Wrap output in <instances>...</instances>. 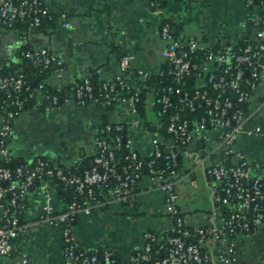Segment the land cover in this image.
I'll return each mask as SVG.
<instances>
[{"label":"built area","instance_id":"obj_1","mask_svg":"<svg viewBox=\"0 0 264 264\" xmlns=\"http://www.w3.org/2000/svg\"><path fill=\"white\" fill-rule=\"evenodd\" d=\"M245 2L256 10L257 15L252 20L256 33L254 39L235 47L210 46L196 37L177 36L169 23L160 26L159 34L166 41L167 66L161 75L166 73L173 83L153 95V105L156 102L161 105L159 114L164 117L163 124L170 137L164 138L154 131L152 153L148 157L140 155L127 142L130 154L122 169L118 167L115 151L122 142L119 135L112 141L96 137L99 155L95 163L100 167L95 165L83 173L67 172L43 157H38L33 164L16 162L9 142L19 113L30 108L57 109L67 97L74 98L81 106L99 102V99L89 76L53 93L44 79L31 86L21 70L0 73L1 256H13L14 241L23 227V201L40 182L45 203L39 220L61 229L63 264H234L231 254L236 237L264 229V179L252 175L253 165L237 147L242 134L264 133L260 126L247 128L249 119L264 109V96L256 106H251L264 80V0ZM150 5L153 7L154 3ZM154 11L161 14L163 9ZM45 18H53L46 0H0V27L12 29L16 23L28 22L22 44L32 47L26 49L24 55L42 76L53 70H66L58 54L31 43ZM132 58L122 56L119 73L105 79L106 94L102 102L112 104L129 98L133 111L137 112L141 87L131 76L137 74L145 78L150 73L134 69L130 64ZM32 100L33 106H28L27 102ZM212 130L220 132V137L211 153L218 152L221 156L206 168L214 181L213 206L209 222L193 227L187 224L178 204L177 187L187 178L180 172V158L192 142L207 141ZM206 160L207 157H201L200 165L204 166ZM144 176L153 180L155 188L164 194L171 221L166 232L145 230L143 247L125 262H120L112 249L80 246L72 222L79 215H91L96 208L110 202L126 200ZM54 179L73 187L83 199L68 203L63 211L55 213L50 190ZM98 194L104 197L98 198ZM20 260L28 264L31 258L21 253Z\"/></svg>","mask_w":264,"mask_h":264},{"label":"crops","instance_id":"obj_2","mask_svg":"<svg viewBox=\"0 0 264 264\" xmlns=\"http://www.w3.org/2000/svg\"><path fill=\"white\" fill-rule=\"evenodd\" d=\"M46 1L52 12L66 15L60 17L52 34L39 31L31 38L34 47H48L66 64L64 72L53 70L45 76L44 82L52 90L67 88L92 72L100 79L113 77L120 71L119 55L133 56L130 64L138 71L161 74L166 41L159 28L164 20L177 36L196 37L210 46L235 47L244 39H254L256 33L252 20L257 13L245 0H167L161 14L154 11L149 0ZM22 45L17 29L0 27V69L23 70L24 62L29 66ZM263 96L264 80L251 106ZM153 106L152 95L148 98L147 119L157 122ZM113 123L126 125L127 139L134 150L144 157L151 155L154 132L144 127L129 98L81 106L67 97L57 109H27L17 115L9 144L22 163L33 164L38 157H47L66 167H92L97 132ZM257 126L264 130V109L247 122L249 129ZM219 137L220 132L210 131L207 141L192 142L180 158V172L187 178L177 187L178 204L189 226L209 222L214 181L206 168L221 159L218 152L211 153ZM237 147L253 165L252 175L264 179V133L242 134ZM201 157H207L204 166L200 165ZM50 190L53 211H63L68 203L54 180ZM44 203V192L37 182L23 201V227L14 241L15 252L11 257L0 255V264H22L21 253L31 258L28 264L64 263L61 229L39 220ZM170 223L164 194L144 176L129 198L96 208L91 215H79L73 229L80 246L112 249L117 259L125 262L143 247L145 230L163 234ZM233 251L234 264H264V229L239 234Z\"/></svg>","mask_w":264,"mask_h":264},{"label":"trees","instance_id":"obj_3","mask_svg":"<svg viewBox=\"0 0 264 264\" xmlns=\"http://www.w3.org/2000/svg\"><path fill=\"white\" fill-rule=\"evenodd\" d=\"M150 2L154 3V6L152 7L153 9H164L166 4H167V0H149ZM53 14V18L49 19V18H45L43 19V22L41 24L40 27L37 28V31L41 32H45V33H53V31L56 28V24L60 21V17L61 15L56 14L54 12H52ZM167 23V20H164L162 22V24ZM161 24V25H162ZM27 26H28V22L27 21H21L19 23H16L14 28L12 29H17L18 32L21 35V39L23 40L25 37V31L27 30ZM6 28V27H4ZM250 41V39H244L242 44H245L246 42ZM29 47H32L31 45H22V53H23V57L25 58L24 52L26 49H28ZM119 57L121 58L122 55H119ZM25 61H28L25 58ZM166 64L164 66L163 71L166 72ZM15 69L9 68V69H0V73H5V72H9V71H14ZM23 71L26 75H27V79L28 82L31 86H36L38 85L44 78L45 76L42 75H38L36 73V70L31 66V64H29V66H27L24 62L23 64ZM162 71V72H163ZM89 77L91 78V82L94 86V94L98 97L99 102H102L105 98V94H106V90L103 87V82L105 81V79H100L98 74L96 72H92ZM133 79H135L136 83L138 85H140L141 87V92L139 94V101L136 103V107L138 110L139 115L143 118L144 120V127L149 130V131H157L160 133L161 136H163L164 138H168L170 137L169 134H167L166 131V127L163 124L164 121V117L159 114V110H160V104L158 102H156L153 106L157 116H158V121L157 122H152L149 121L147 119V104H148V98L152 95H157L159 93V91L161 90V88L163 86H166L168 84L173 83V80L165 73L164 75H156L153 73H150L147 77L145 78H141L139 75H133L131 76ZM50 89V88H49ZM51 92H57V90H52L50 89ZM127 95H131V93H129L128 91H126ZM1 97V95H0ZM65 97V95H64ZM28 106H33V100L30 102H27ZM1 108H0V112H1ZM41 111H45L43 108H41ZM121 125L122 127L120 129H117V127ZM109 127V128H108ZM121 136L122 137V142L120 145V148H117L116 154H117V163H118V167L119 169H122V167L127 163V157L130 154V150L129 148L126 147V143L128 142L127 139V127L124 123H113V124H108V125H103L102 128H100L97 132V137L101 136V137H105L108 140H113L116 138V136ZM99 155V151L98 149H96V154L94 156V164L93 166H98L100 167L98 164L95 163V158L96 156ZM46 159H49L47 157H43ZM53 165H58L59 167L64 168V170H66L67 172H76V173H83L86 170L91 169L92 167H82V166H72V167H66L63 164L56 163L55 160H51ZM16 162H19L18 160H16ZM21 163V162H20ZM54 182L57 183V188L61 193V195L64 197L65 201L67 203H71L73 201H81L83 198L82 196H80L73 187L71 186H66L64 183L58 181L57 179H54ZM105 194V192H104ZM103 198L104 195L103 194H98V198ZM264 206V204H263ZM75 222H72V225H74ZM117 258V257H116Z\"/></svg>","mask_w":264,"mask_h":264},{"label":"water","instance_id":"obj_4","mask_svg":"<svg viewBox=\"0 0 264 264\" xmlns=\"http://www.w3.org/2000/svg\"><path fill=\"white\" fill-rule=\"evenodd\" d=\"M173 30H174V28H173ZM250 32H251V30L249 29V30H248V35L250 34ZM226 249H227V251H228L229 254H230L229 248L227 247Z\"/></svg>","mask_w":264,"mask_h":264}]
</instances>
